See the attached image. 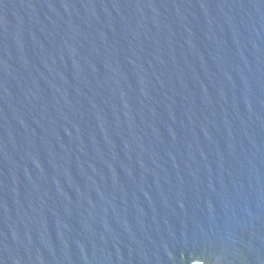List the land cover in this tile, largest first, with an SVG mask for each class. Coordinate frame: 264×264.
<instances>
[{
	"label": "water",
	"instance_id": "obj_1",
	"mask_svg": "<svg viewBox=\"0 0 264 264\" xmlns=\"http://www.w3.org/2000/svg\"><path fill=\"white\" fill-rule=\"evenodd\" d=\"M0 264H264V0H0Z\"/></svg>",
	"mask_w": 264,
	"mask_h": 264
}]
</instances>
